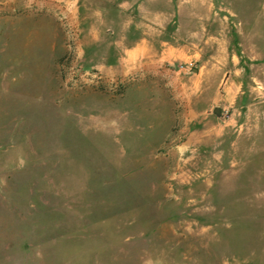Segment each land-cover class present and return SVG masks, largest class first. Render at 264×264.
I'll list each match as a JSON object with an SVG mask.
<instances>
[{"label":"rangeland","instance_id":"rangeland-1","mask_svg":"<svg viewBox=\"0 0 264 264\" xmlns=\"http://www.w3.org/2000/svg\"><path fill=\"white\" fill-rule=\"evenodd\" d=\"M146 1L0 0V264H264V101H213L252 43L264 98L252 1ZM140 35L199 55L104 73Z\"/></svg>","mask_w":264,"mask_h":264},{"label":"crops","instance_id":"crops-1","mask_svg":"<svg viewBox=\"0 0 264 264\" xmlns=\"http://www.w3.org/2000/svg\"><path fill=\"white\" fill-rule=\"evenodd\" d=\"M252 1V7L251 10L248 8L245 9L244 7H240V11H251L249 15V20H247L249 23L247 26L249 27L248 30H246V33L250 37V40L252 41L253 36L255 34H258L260 32H264V29H261L259 27L264 28V0H251ZM148 2V0L146 1ZM206 7V6H205ZM205 12H207L205 15L206 17H210V7L202 8ZM240 20V19H239ZM246 21V20H245ZM246 25V22L244 23V20L240 21V24ZM207 36V34H204ZM209 35V33H208ZM210 39V35L207 37ZM214 39V38H212ZM211 41V40H210ZM214 41V40H213ZM193 41H187L189 44H194ZM206 42V40H205ZM162 43V41H160ZM186 47V46H185ZM183 48V45L180 46L179 49L173 46H167L166 48H159V51H152V48L150 46L149 39L145 35H140L138 38L134 39L128 47L124 50V53L121 55V57L118 60L117 67L112 70L111 67H105L102 71L106 73L107 75L115 74L118 70H122L123 73L131 72L134 69H137L143 65L146 66V64H150V66H160L164 59H168L171 55L175 58H194L199 55V51L194 48L193 45H187L186 51L181 50ZM176 52V53H174ZM256 47L252 43L250 47V54L244 52V50L237 49L234 53V55H231V57L227 54L226 47L222 49L219 53V61L220 66L224 68V74H228V77H226L223 85H220L219 92L216 98L213 99L215 103L224 104L226 106H230L232 104H235L236 106H239L242 108L243 106H246L247 104H250L251 106L259 105L260 102L264 101V98L258 99L255 101L256 96L253 95L254 92L259 91L258 88H256L254 85H250V88H247L246 82H244L243 76L244 74L249 73L247 70V66L245 61L249 59V61H254L256 59L255 57ZM209 56V57H208ZM204 56L205 60L213 58L215 56ZM228 60L230 63H233V66L235 67L233 71L227 69L228 68ZM190 62V61H189ZM252 64V63H251ZM202 67V68H201ZM199 69H197L198 73L202 74H208L210 71L206 68V61H203L202 65ZM195 70V69H193ZM233 74V77H230V74ZM190 89V88H187ZM248 91H250L248 94ZM250 95V103H248ZM259 102V103H258ZM190 103V102H188ZM262 106V105H260ZM225 125V124H224ZM224 127V126H222ZM219 129H222L219 127ZM221 131V130H220ZM191 139V138H190ZM205 139V138H204Z\"/></svg>","mask_w":264,"mask_h":264},{"label":"built area","instance_id":"built-area-1","mask_svg":"<svg viewBox=\"0 0 264 264\" xmlns=\"http://www.w3.org/2000/svg\"><path fill=\"white\" fill-rule=\"evenodd\" d=\"M192 62L190 61V62H186V63H182V64H180V68H183V67H186V68H190L191 66H192Z\"/></svg>","mask_w":264,"mask_h":264},{"label":"water","instance_id":"water-1","mask_svg":"<svg viewBox=\"0 0 264 264\" xmlns=\"http://www.w3.org/2000/svg\"><path fill=\"white\" fill-rule=\"evenodd\" d=\"M216 114H219L220 113V110H219V108H214V110H213Z\"/></svg>","mask_w":264,"mask_h":264}]
</instances>
